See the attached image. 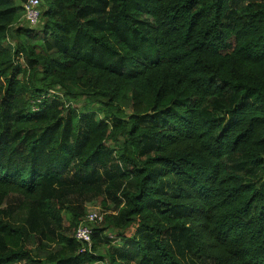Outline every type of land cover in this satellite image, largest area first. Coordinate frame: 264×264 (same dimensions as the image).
Wrapping results in <instances>:
<instances>
[{
	"label": "trees",
	"instance_id": "obj_1",
	"mask_svg": "<svg viewBox=\"0 0 264 264\" xmlns=\"http://www.w3.org/2000/svg\"><path fill=\"white\" fill-rule=\"evenodd\" d=\"M27 1L0 0V264H264V0Z\"/></svg>",
	"mask_w": 264,
	"mask_h": 264
},
{
	"label": "built area",
	"instance_id": "obj_2",
	"mask_svg": "<svg viewBox=\"0 0 264 264\" xmlns=\"http://www.w3.org/2000/svg\"><path fill=\"white\" fill-rule=\"evenodd\" d=\"M25 17L31 26H36L41 15L40 0H28L24 5ZM103 215L97 212L87 214L84 222L80 224L76 232V238L83 244L90 246L92 237V224L101 222ZM85 251V248L83 249Z\"/></svg>",
	"mask_w": 264,
	"mask_h": 264
},
{
	"label": "rangeland",
	"instance_id": "obj_3",
	"mask_svg": "<svg viewBox=\"0 0 264 264\" xmlns=\"http://www.w3.org/2000/svg\"><path fill=\"white\" fill-rule=\"evenodd\" d=\"M87 210H88V213H90V212H97V213L103 215L100 205L98 203H96V202L88 205Z\"/></svg>",
	"mask_w": 264,
	"mask_h": 264
}]
</instances>
